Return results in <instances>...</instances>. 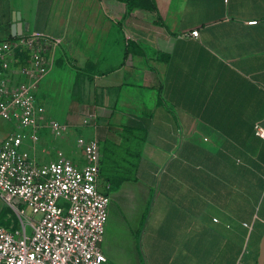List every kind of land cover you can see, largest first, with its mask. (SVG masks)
I'll list each match as a JSON object with an SVG mask.
<instances>
[{
    "label": "crops",
    "instance_id": "1",
    "mask_svg": "<svg viewBox=\"0 0 264 264\" xmlns=\"http://www.w3.org/2000/svg\"><path fill=\"white\" fill-rule=\"evenodd\" d=\"M5 1L10 19L21 13L23 34L60 39L85 97L66 115L95 117L82 136L99 143L107 176L100 181L117 203L106 223L112 239L102 244L109 263L119 264L126 240L133 264H256L264 235V139L254 134L255 125L264 128V0ZM49 74L41 107L57 77ZM36 155L46 162L45 148ZM129 201L138 204L132 224ZM7 209L2 202L0 222Z\"/></svg>",
    "mask_w": 264,
    "mask_h": 264
},
{
    "label": "built area",
    "instance_id": "2",
    "mask_svg": "<svg viewBox=\"0 0 264 264\" xmlns=\"http://www.w3.org/2000/svg\"><path fill=\"white\" fill-rule=\"evenodd\" d=\"M25 36L0 40V121L10 128L0 145V200L18 220L16 227L0 225V264H110L102 250L110 197L101 187L97 140L76 139L83 163L41 162L36 155L42 128L61 137L69 128L48 119L37 103L61 41ZM23 50L30 51L29 64L8 68V59ZM94 121L89 115L83 126ZM254 134L264 139V128L255 125Z\"/></svg>",
    "mask_w": 264,
    "mask_h": 264
},
{
    "label": "rangeland",
    "instance_id": "3",
    "mask_svg": "<svg viewBox=\"0 0 264 264\" xmlns=\"http://www.w3.org/2000/svg\"><path fill=\"white\" fill-rule=\"evenodd\" d=\"M7 3L11 5V2H7L5 0L0 1V14L3 13L2 11L4 7L8 6ZM22 4L23 3L19 1L12 2V5H14L15 8L18 9L24 6ZM4 28L5 27L3 26V29ZM24 39H29V36L26 35ZM15 54L18 57V61H15L14 59H8V68L12 65H20L21 67H25L31 57L30 51L23 50L21 52H16ZM66 63L67 61L65 52L62 48H58L54 55V66L49 74L54 75L57 73V77L54 76V78L50 80L49 90L48 92H45L44 98L43 100H41V102L43 103L44 107H42L44 108L48 119L54 120L62 125H67L69 128L65 135L62 137L54 135L48 128H42L39 131V146L41 149H46V162L58 158H64L71 162L83 163L82 153L80 152V149H78L76 146V139L82 136V128L90 129V127L83 126V121L85 119H88L89 114L81 115L80 113H77L76 115L71 116L66 115V109L69 103L75 104L79 102H84L85 100L84 95H81L80 87H76L78 83L74 82L73 77L71 75L72 72L68 70V68L66 67ZM15 82H18V77L16 78ZM4 126L5 127L3 128L6 129V131L0 133V145L6 142L9 136L8 134L10 128L8 125H6V123H4ZM44 129L46 131H42ZM42 133H45L46 135L44 136L46 137V143L42 141ZM49 142L50 147L49 145H47L49 144ZM102 178L103 180H105L107 176L103 175ZM101 185L105 187V190L108 194L109 192L107 186L103 182H101ZM126 203H128V201H126ZM129 203L131 204V209H128L127 205H124L126 213L125 216L127 218L128 223L132 224L134 223L135 219L137 220L138 204H136L135 209H133L132 201H129ZM1 204L2 202H0V208ZM115 208L117 209V203L114 200H110L108 214L109 212H111V218L113 221H115V218L117 217ZM7 213L9 217L7 218V220L0 222V225L6 227H16L18 225L17 217L13 215L10 209H7ZM112 225H114V223ZM108 227L109 225L106 224L104 236L106 241L107 239H112V236L109 235V231H107ZM105 243L106 242L104 241L103 245H105ZM132 255V246L130 245V242L126 240L122 241L121 247H119L118 251H116V259L118 260L119 264H133V262L130 260L132 259Z\"/></svg>",
    "mask_w": 264,
    "mask_h": 264
},
{
    "label": "water",
    "instance_id": "4",
    "mask_svg": "<svg viewBox=\"0 0 264 264\" xmlns=\"http://www.w3.org/2000/svg\"><path fill=\"white\" fill-rule=\"evenodd\" d=\"M23 35V23L21 13L19 11H12L10 36L11 38L21 37ZM256 264H264V235L260 241L258 258Z\"/></svg>",
    "mask_w": 264,
    "mask_h": 264
},
{
    "label": "trees",
    "instance_id": "5",
    "mask_svg": "<svg viewBox=\"0 0 264 264\" xmlns=\"http://www.w3.org/2000/svg\"><path fill=\"white\" fill-rule=\"evenodd\" d=\"M122 1L125 2L127 7L128 6L131 7V3H132L133 0H122ZM2 12L4 13V16L3 17L0 16V37H1L0 40H2V39L14 40V38H11V36H10V22H11V19L9 17L7 6L4 7ZM3 13H1V14H3ZM3 19H5V21H3ZM2 24L5 27L4 29H3ZM101 170H102V163H101V166H100V178H102V176H103L101 174Z\"/></svg>",
    "mask_w": 264,
    "mask_h": 264
}]
</instances>
